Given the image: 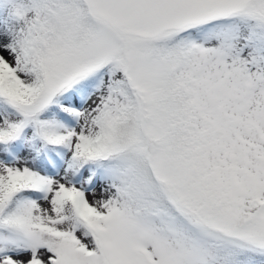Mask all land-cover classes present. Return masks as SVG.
Returning <instances> with one entry per match:
<instances>
[{
  "label": "snow or ice",
  "instance_id": "snow-or-ice-1",
  "mask_svg": "<svg viewBox=\"0 0 264 264\" xmlns=\"http://www.w3.org/2000/svg\"><path fill=\"white\" fill-rule=\"evenodd\" d=\"M0 264H264V0H0Z\"/></svg>",
  "mask_w": 264,
  "mask_h": 264
}]
</instances>
